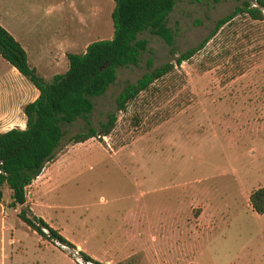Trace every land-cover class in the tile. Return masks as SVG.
<instances>
[{
  "label": "rangeland",
  "instance_id": "obj_1",
  "mask_svg": "<svg viewBox=\"0 0 264 264\" xmlns=\"http://www.w3.org/2000/svg\"><path fill=\"white\" fill-rule=\"evenodd\" d=\"M241 1L178 0L166 17L170 46L146 31L139 35L147 52L137 65L117 69L93 98L89 121L99 134L72 144L83 121L64 126L22 205L9 206L10 191L2 187L0 264H95L78 250L98 264H264V214L247 200L264 184V21L235 15L124 110L114 102L146 71L148 57L151 67L173 62ZM112 6V0H0V25L48 79L66 69L65 52L111 36ZM54 48L56 63H49L47 50ZM111 112L115 123L100 136ZM15 126H22L17 116L0 121V132ZM21 208L74 248L32 231L17 217Z\"/></svg>",
  "mask_w": 264,
  "mask_h": 264
},
{
  "label": "trees",
  "instance_id": "obj_2",
  "mask_svg": "<svg viewBox=\"0 0 264 264\" xmlns=\"http://www.w3.org/2000/svg\"><path fill=\"white\" fill-rule=\"evenodd\" d=\"M110 11L112 27L107 39L94 40L86 44L80 53L65 52L67 67L62 73L43 79L27 63L23 48L0 25V58L12 66L37 90L36 97L22 107L24 126L11 127L0 132V200L1 189L10 191L8 205H22L24 189L50 161L63 136V127L80 119L84 129L71 135L68 141L81 143L97 133L90 124L89 114L93 98L104 93L116 78L117 69L135 66L143 52H147V40L139 35L146 31L170 46L174 33L166 26V17L178 0H112ZM202 3L206 0H189ZM214 2L217 0H213ZM237 14L249 19L264 21V0H242L230 12L216 19L212 32L195 46L179 52L173 62L166 61L151 67V58L146 60V71L135 81L127 82L116 94V111L125 109L126 104L138 93L145 91L156 80L170 73L174 65L188 60L222 25ZM116 120L114 112L100 123V136L107 135ZM248 205L256 214H264V184L248 194ZM21 208L17 217L36 234L55 240L70 248L74 246L40 217ZM45 229L46 233L42 232ZM77 255L85 262L98 264L78 250ZM187 264H196L188 262Z\"/></svg>",
  "mask_w": 264,
  "mask_h": 264
},
{
  "label": "crops",
  "instance_id": "obj_3",
  "mask_svg": "<svg viewBox=\"0 0 264 264\" xmlns=\"http://www.w3.org/2000/svg\"><path fill=\"white\" fill-rule=\"evenodd\" d=\"M56 52L57 49L55 48L53 50H47V61H49V63H56ZM38 60L40 61V57H38ZM38 60H35V62L39 63ZM30 66L34 69L36 68L35 65ZM27 81L28 80L21 76L12 66L0 58V121H11L17 116V118H20L22 124V126L18 128L24 126L22 107L27 102L32 101L37 95V90L33 86H30Z\"/></svg>",
  "mask_w": 264,
  "mask_h": 264
}]
</instances>
